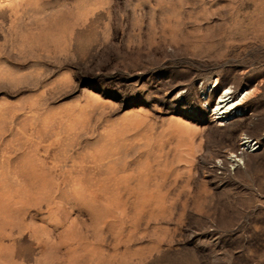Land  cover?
Wrapping results in <instances>:
<instances>
[{"label": "rangeland", "instance_id": "374dc122", "mask_svg": "<svg viewBox=\"0 0 264 264\" xmlns=\"http://www.w3.org/2000/svg\"><path fill=\"white\" fill-rule=\"evenodd\" d=\"M0 264H264V0H0Z\"/></svg>", "mask_w": 264, "mask_h": 264}, {"label": "bare ground", "instance_id": "6f19581e", "mask_svg": "<svg viewBox=\"0 0 264 264\" xmlns=\"http://www.w3.org/2000/svg\"><path fill=\"white\" fill-rule=\"evenodd\" d=\"M229 93H230V89H227L223 94L219 96L216 107L214 109V114H216L217 117L223 116L226 112L233 109L236 105L242 103L248 95V92L245 94H241L238 100L234 102L228 96ZM244 139L245 140L243 145H247V147L252 148L253 147L252 140L250 141L248 138H244Z\"/></svg>", "mask_w": 264, "mask_h": 264}]
</instances>
